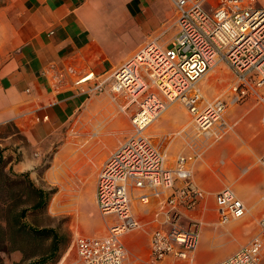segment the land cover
I'll return each mask as SVG.
<instances>
[{"label":"crops","instance_id":"obj_1","mask_svg":"<svg viewBox=\"0 0 264 264\" xmlns=\"http://www.w3.org/2000/svg\"><path fill=\"white\" fill-rule=\"evenodd\" d=\"M173 25L175 31L170 30ZM177 31L171 0H0V147H6L0 158L41 187L55 183L74 188L70 202L78 211L74 235L108 233L112 224L108 221L101 235L82 231V208L93 204L101 216L96 201L99 171L134 132L127 115L132 116L137 103L114 91L110 82L105 90H94L96 81L152 40L171 46ZM168 32L172 34L166 37ZM223 64L227 63L216 65L213 72ZM228 67L231 80L225 95L209 98L206 90L212 82H199L206 100L221 97L229 102L225 118L233 128L221 138L196 137L191 112L180 102L183 118L166 116L169 106L147 130L167 153L169 166L179 153L191 151V140L204 144L194 163V178L206 195L181 220L183 226L190 220L200 222L197 248L187 258L169 256L163 264L221 261L258 233L264 216V86L232 101L235 74ZM91 71L94 79L77 83ZM67 130L79 135L69 136ZM11 145L17 146L16 152ZM225 187L233 189L248 208L243 217L228 222L221 221L216 197ZM140 192L133 190L132 208L143 224L134 230L143 231V236L128 231L123 239L131 264H151L150 233L166 191L157 196L143 189L151 195L147 203L140 200Z\"/></svg>","mask_w":264,"mask_h":264},{"label":"built area","instance_id":"obj_2","mask_svg":"<svg viewBox=\"0 0 264 264\" xmlns=\"http://www.w3.org/2000/svg\"><path fill=\"white\" fill-rule=\"evenodd\" d=\"M176 11L177 34L165 47L152 40L110 75L96 81L93 89L105 90L110 82L126 94L137 109L131 116L133 134L104 161L96 184V201L102 215L116 220L104 236L75 234L78 257L72 264H131L123 234L143 227L132 208L133 190L149 202L150 193L161 196L155 212L157 225L150 233V263L163 264L172 256L187 258L199 241L198 220L183 226L182 218L205 197L194 178V163L204 151L202 140H218L233 128L225 118L228 101L206 100L199 82L216 65L227 63L235 74L232 101L264 86V3L257 0H171ZM94 71L77 83L95 78ZM185 105L192 115L195 136L189 153H179L167 164V153L147 130L173 103ZM203 102V104H202ZM195 137V138H196ZM264 161V157L262 158ZM148 189L150 193L142 192ZM222 222L243 217L248 208L233 189L217 194ZM264 257V216L258 233L232 255L214 264H260Z\"/></svg>","mask_w":264,"mask_h":264},{"label":"rangeland","instance_id":"obj_3","mask_svg":"<svg viewBox=\"0 0 264 264\" xmlns=\"http://www.w3.org/2000/svg\"><path fill=\"white\" fill-rule=\"evenodd\" d=\"M256 3L261 5L264 0H257ZM170 30L175 31L176 27L173 25ZM171 34L168 32L166 37ZM203 79L212 82L206 90L209 98L225 95L229 91L227 85L231 80V71L227 64H223L218 66L214 72L213 70L208 72ZM109 115L114 116L113 113ZM167 115L171 118L185 116L178 103L170 106L166 112ZM127 116L130 131L133 132L131 113L129 112ZM163 120L167 119L164 117ZM12 131L16 129L13 128ZM67 132L69 136L79 135L78 131L67 130ZM11 146L16 152L17 146ZM3 149L5 150L6 147L2 149L0 147V155ZM21 174L9 167L7 163H3L2 157L0 158V224H2V227L0 226V256L3 264H40L42 259H44L42 264L74 263L78 257L73 245L78 211L70 206L75 193L74 188L67 189L64 185L55 183L47 184L42 187L46 190V203L41 208L35 209L32 207L33 197L30 199L28 193H25V185L21 181L8 183L20 180ZM37 186L41 187L40 184ZM24 208H26V213L22 216L21 212ZM98 212L101 214L99 209ZM81 219L82 231L101 235L107 228V221L115 222L116 216L108 215L106 218L102 214L100 216L95 211L94 205L87 203L82 208ZM137 231L133 230L127 234H134ZM137 234L141 238L143 231H138ZM55 240L57 246L53 250ZM141 262L148 264L145 261Z\"/></svg>","mask_w":264,"mask_h":264},{"label":"trees","instance_id":"obj_4","mask_svg":"<svg viewBox=\"0 0 264 264\" xmlns=\"http://www.w3.org/2000/svg\"><path fill=\"white\" fill-rule=\"evenodd\" d=\"M3 163H6L5 161H3ZM22 178L20 180H14V181H10L8 182V180H6V182L12 184V183H17V181H21L25 187V193H28L27 195H29L30 199L33 197L32 200V207L35 209L41 208L43 205H45L46 203V190L42 187H39L35 184V182L33 181V179L31 177H29V175L27 173H22ZM5 185V184H4ZM1 199V198H0ZM26 213V208H24L21 212V215L24 216ZM0 226L2 227V224H0ZM56 240L54 241L53 244V250L56 249ZM44 259L40 260V264H42L41 262H43ZM0 264H3V259L0 256Z\"/></svg>","mask_w":264,"mask_h":264}]
</instances>
